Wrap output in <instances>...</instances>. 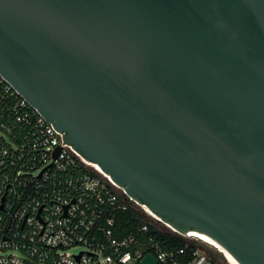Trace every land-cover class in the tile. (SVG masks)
<instances>
[{
    "label": "water",
    "instance_id": "obj_1",
    "mask_svg": "<svg viewBox=\"0 0 264 264\" xmlns=\"http://www.w3.org/2000/svg\"><path fill=\"white\" fill-rule=\"evenodd\" d=\"M0 75L175 232L264 264V0H0Z\"/></svg>",
    "mask_w": 264,
    "mask_h": 264
},
{
    "label": "built area",
    "instance_id": "obj_2",
    "mask_svg": "<svg viewBox=\"0 0 264 264\" xmlns=\"http://www.w3.org/2000/svg\"><path fill=\"white\" fill-rule=\"evenodd\" d=\"M7 123L0 136L19 151H36V160L0 179V264H140L146 254L155 264L210 263L206 246L195 236L175 232L149 214L111 177L87 162L39 111L0 75V107ZM25 125L31 138L10 140V125ZM58 154L53 157L55 148ZM6 154L7 148L0 145ZM4 164L0 158V166ZM134 209L143 220L118 235L119 212ZM167 228L186 239L185 247L167 249L152 233ZM80 247L77 252L70 249ZM9 251H18L13 253Z\"/></svg>",
    "mask_w": 264,
    "mask_h": 264
},
{
    "label": "trees",
    "instance_id": "obj_3",
    "mask_svg": "<svg viewBox=\"0 0 264 264\" xmlns=\"http://www.w3.org/2000/svg\"><path fill=\"white\" fill-rule=\"evenodd\" d=\"M0 107V127L1 122L7 123L5 119L6 114L4 110ZM3 129V128H0ZM27 135L31 138V131H28V128L25 125H20L14 123L10 125V132H7V136L10 140L16 142L17 144L21 142L23 136ZM0 145L7 148L6 154L0 150V158L3 159L4 164L0 166V179L4 174L8 176L12 174L16 169L23 168L29 161L36 160V151H29L27 149L23 150L19 156V151L15 148H12L6 140L0 136ZM6 208L0 207V228L7 224L5 220ZM143 220V216L139 214L134 209H127L125 211L119 212L116 217V227L118 230V235L124 234L125 232L131 230L136 225H138ZM152 233L154 234L156 240L167 249H179L185 247L186 239L175 232L170 231L167 228H153ZM1 236V232H0ZM211 264H219L215 256L209 257Z\"/></svg>",
    "mask_w": 264,
    "mask_h": 264
},
{
    "label": "bare ground",
    "instance_id": "obj_4",
    "mask_svg": "<svg viewBox=\"0 0 264 264\" xmlns=\"http://www.w3.org/2000/svg\"><path fill=\"white\" fill-rule=\"evenodd\" d=\"M95 168H97L95 166ZM98 169V168H97ZM149 214L153 215L149 210H146ZM154 216V215H153ZM190 236H195L197 238H199L200 240H202L205 243H208L209 245H211L212 247H214L216 250H218L219 252H221V254L223 256H225L224 258H226V261L229 264H234L233 261L231 260V258L228 256V254L225 252V250L220 247L217 243H215L211 238L204 236L203 234H201L200 232H196V231H191L189 232Z\"/></svg>",
    "mask_w": 264,
    "mask_h": 264
},
{
    "label": "rangeland",
    "instance_id": "obj_5",
    "mask_svg": "<svg viewBox=\"0 0 264 264\" xmlns=\"http://www.w3.org/2000/svg\"><path fill=\"white\" fill-rule=\"evenodd\" d=\"M205 248H206V250L208 252L209 257L210 256H215L216 259H217V261L219 262V264H229L226 261V259L224 258V256L221 254V252H219L218 250H216L214 247H212L211 245H207ZM78 250H80V247H75V248L70 249L71 252H77ZM10 252L19 253L18 251H9V253ZM206 264H209V263H206Z\"/></svg>",
    "mask_w": 264,
    "mask_h": 264
}]
</instances>
